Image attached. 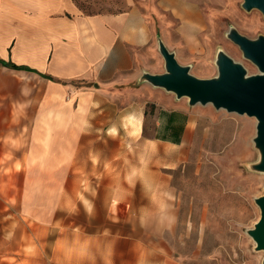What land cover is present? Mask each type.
I'll use <instances>...</instances> for the list:
<instances>
[{"label": "crops", "instance_id": "0c3cea01", "mask_svg": "<svg viewBox=\"0 0 264 264\" xmlns=\"http://www.w3.org/2000/svg\"><path fill=\"white\" fill-rule=\"evenodd\" d=\"M201 2L121 0L118 10L89 13L77 0H0V60L34 70L0 62V165L18 162L28 191L55 192L54 203H26L42 223L73 190L83 210L76 227L60 230L58 246L43 241L60 264L171 263L170 172L194 120L182 105L168 108L145 74L165 72L161 41L186 62L211 26ZM149 101L161 107L152 128ZM35 241L15 252L36 257Z\"/></svg>", "mask_w": 264, "mask_h": 264}, {"label": "rangeland", "instance_id": "374dc122", "mask_svg": "<svg viewBox=\"0 0 264 264\" xmlns=\"http://www.w3.org/2000/svg\"><path fill=\"white\" fill-rule=\"evenodd\" d=\"M208 1L211 26L205 35L199 36V45L185 51L187 63L178 61L189 66L191 74L212 78L219 74L216 60L218 53L224 51L241 63L248 75L259 73L256 64L244 56L228 32L237 29L251 39L264 36L262 12L257 8L246 10L243 0ZM77 2L86 12L114 11L122 6L121 0ZM200 4V9L205 10L204 0ZM164 89L167 107L182 105L194 120L188 143L184 145L183 159L170 172L176 190L173 200L177 216L172 221L173 229L164 233L166 246L173 256L169 264H262L264 251L256 250V243L248 233L261 215L256 198L264 195V172L255 168L260 162V150L254 143L257 118L216 109L212 103L191 105L187 97H177ZM160 109L156 102L149 101L146 128L154 127V118ZM14 163L16 168L8 169V164ZM2 164L0 264H30L31 259L35 264H60V255H51L50 249L43 254V241L44 236H49L48 248L58 246L60 230L76 227V213L80 216L83 210L79 204L74 205L73 190L64 191L71 198L66 209H56L50 220L46 217L49 221L42 223L36 217L39 208L32 207L33 213L28 212L26 203L37 199L54 203L55 192L26 190L25 176L18 162ZM29 239L36 240V257L15 252L24 249Z\"/></svg>", "mask_w": 264, "mask_h": 264}, {"label": "water", "instance_id": "95a60500", "mask_svg": "<svg viewBox=\"0 0 264 264\" xmlns=\"http://www.w3.org/2000/svg\"><path fill=\"white\" fill-rule=\"evenodd\" d=\"M242 6L248 11L257 8L264 16V0H243ZM228 37L240 47L246 58L256 64L259 73L248 75L241 63L221 51L216 60L218 76L199 78L191 74L190 67L181 64L161 41L160 52L165 59V72H147L145 80L174 92L177 97H187L191 105L212 103L216 109L224 108L228 112L255 116L257 135L254 143L260 150V162L255 164V168L264 172V36L251 39L237 29H231ZM256 203L260 206L261 215L248 233L256 243V250L264 251V195L256 198Z\"/></svg>", "mask_w": 264, "mask_h": 264}, {"label": "trees", "instance_id": "16d2710c", "mask_svg": "<svg viewBox=\"0 0 264 264\" xmlns=\"http://www.w3.org/2000/svg\"><path fill=\"white\" fill-rule=\"evenodd\" d=\"M89 13H92V12H89ZM0 62L2 63V64H4L5 66H10V67H12V68H15V69H28V70H32V71H34L33 69H30V68H27V67H22V66H19V65H17V64H15V63H13V62H11V61H5V60H0Z\"/></svg>", "mask_w": 264, "mask_h": 264}]
</instances>
